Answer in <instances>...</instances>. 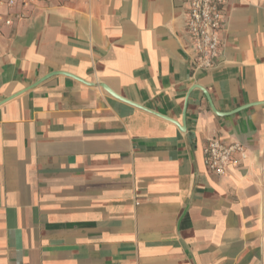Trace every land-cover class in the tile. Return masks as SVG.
<instances>
[{
    "label": "crops",
    "instance_id": "obj_1",
    "mask_svg": "<svg viewBox=\"0 0 264 264\" xmlns=\"http://www.w3.org/2000/svg\"><path fill=\"white\" fill-rule=\"evenodd\" d=\"M187 10L32 0L0 20V264H264V0H229L209 70ZM211 139L246 159L217 176Z\"/></svg>",
    "mask_w": 264,
    "mask_h": 264
},
{
    "label": "built area",
    "instance_id": "obj_2",
    "mask_svg": "<svg viewBox=\"0 0 264 264\" xmlns=\"http://www.w3.org/2000/svg\"><path fill=\"white\" fill-rule=\"evenodd\" d=\"M188 5L187 32L195 52V68L209 70L219 54L224 11L229 0H180ZM32 0H0V20L13 27L28 19ZM206 167L217 176H225L246 159V149L238 141L225 143L211 139L204 147Z\"/></svg>",
    "mask_w": 264,
    "mask_h": 264
},
{
    "label": "water",
    "instance_id": "obj_3",
    "mask_svg": "<svg viewBox=\"0 0 264 264\" xmlns=\"http://www.w3.org/2000/svg\"><path fill=\"white\" fill-rule=\"evenodd\" d=\"M75 77V76H74ZM42 81V80H41ZM41 81H39V82H41ZM38 82V83H39ZM102 87H104L114 98H116V99H120V100H122V101H124V102H126V103H129V104H131V105H133V106H137V107H141L140 105H138V104H136V103H132V102H130V101H128V100H126V99H124V98H122L121 96H119V95H116L109 87H107L106 85H104V84H102ZM204 91V93L206 94V97H207V99H208V101H210V103H211V106H212V109H213V111L217 114V111H216V109H215V107H214V105H213V102H211V100H210V96H209V94H208V92L206 91V90H203ZM176 123V122H175ZM178 126H182L183 127V131H184V129H185V125H186V118H185V120L183 121V123L182 124H180V123H176Z\"/></svg>",
    "mask_w": 264,
    "mask_h": 264
}]
</instances>
